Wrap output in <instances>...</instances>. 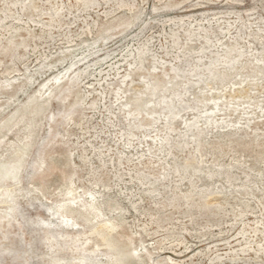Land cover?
<instances>
[{
	"label": "rangeland",
	"instance_id": "1",
	"mask_svg": "<svg viewBox=\"0 0 264 264\" xmlns=\"http://www.w3.org/2000/svg\"><path fill=\"white\" fill-rule=\"evenodd\" d=\"M0 264H264V0H0Z\"/></svg>",
	"mask_w": 264,
	"mask_h": 264
}]
</instances>
